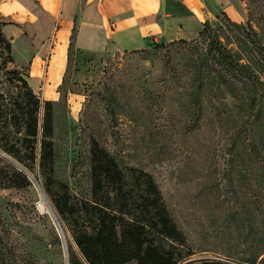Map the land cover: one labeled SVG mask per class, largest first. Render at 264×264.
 <instances>
[{
  "label": "rangeland",
  "instance_id": "rangeland-1",
  "mask_svg": "<svg viewBox=\"0 0 264 264\" xmlns=\"http://www.w3.org/2000/svg\"><path fill=\"white\" fill-rule=\"evenodd\" d=\"M232 1L239 14L228 16L244 24L253 16L261 32L264 0ZM222 11L208 17L212 35L254 64L260 54L248 29L227 22ZM210 37L186 39L196 44L154 41L132 52L109 46L103 56L72 46L54 101V177L68 185L73 199H92L96 139L125 172L137 167L153 174L186 237L183 264H264V89L244 84L248 76L221 80L217 74L228 72L215 61H209L212 69L203 62ZM36 50L16 41L8 64L33 85ZM51 59L50 53L41 62L36 86L46 100ZM0 86L8 95L16 92L2 68ZM0 155L30 180L25 187L0 181V264H68L69 245L75 249L69 225L57 215L38 163L29 170Z\"/></svg>",
  "mask_w": 264,
  "mask_h": 264
},
{
  "label": "trees",
  "instance_id": "trees-1",
  "mask_svg": "<svg viewBox=\"0 0 264 264\" xmlns=\"http://www.w3.org/2000/svg\"><path fill=\"white\" fill-rule=\"evenodd\" d=\"M222 14L230 24L248 29L247 39L260 57L254 58L252 64L250 60H244L242 50L226 48L216 33L212 35L211 22L206 20L199 37L203 40L212 37L208 40L203 62L212 69L209 61H215L222 71H227V74L217 76L228 84L231 83V76H248L244 84L250 82L255 88L260 84L264 89V41L261 38L264 15L258 18L260 32L254 26L253 16L244 24L232 20L225 11ZM75 34L76 28L73 40ZM242 41L241 44L245 43ZM198 42L197 39L189 41L181 38L170 44ZM13 62L12 43L0 23V68L4 71L5 82L16 89L13 95L0 90V150L29 170L38 163L45 177V191L52 197L57 215L69 225L75 249L69 245L67 263L183 264L182 249L187 243L186 237L171 216L152 173L137 167H130L125 172L117 158L93 139L92 199H73L68 185L56 180L54 101L43 99L35 92L19 69H9L8 64ZM259 67L262 71L256 74L253 68ZM201 84L199 81V86ZM0 181L4 187H25L30 183L23 171L5 161L1 155ZM53 187L58 188L57 193L52 191Z\"/></svg>",
  "mask_w": 264,
  "mask_h": 264
},
{
  "label": "crops",
  "instance_id": "crops-1",
  "mask_svg": "<svg viewBox=\"0 0 264 264\" xmlns=\"http://www.w3.org/2000/svg\"><path fill=\"white\" fill-rule=\"evenodd\" d=\"M218 8L239 14L232 0H0L2 29L12 50L19 40L37 47L29 77L35 92L41 62L51 53L45 92L52 101L58 99L72 46L103 56L109 46L132 52L154 41L192 39Z\"/></svg>",
  "mask_w": 264,
  "mask_h": 264
},
{
  "label": "water",
  "instance_id": "water-1",
  "mask_svg": "<svg viewBox=\"0 0 264 264\" xmlns=\"http://www.w3.org/2000/svg\"><path fill=\"white\" fill-rule=\"evenodd\" d=\"M56 225H57V227H58V230H59V233H60V235L62 236V229L60 228V225H59V223H58V222H56Z\"/></svg>",
  "mask_w": 264,
  "mask_h": 264
},
{
  "label": "bare ground",
  "instance_id": "bare-ground-1",
  "mask_svg": "<svg viewBox=\"0 0 264 264\" xmlns=\"http://www.w3.org/2000/svg\"><path fill=\"white\" fill-rule=\"evenodd\" d=\"M44 209V207H42Z\"/></svg>",
  "mask_w": 264,
  "mask_h": 264
}]
</instances>
